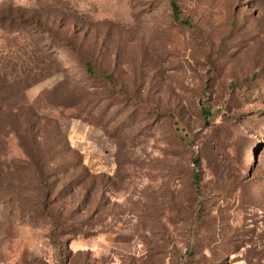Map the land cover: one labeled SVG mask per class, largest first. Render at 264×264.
Returning <instances> with one entry per match:
<instances>
[{"label":"rangeland","instance_id":"374dc122","mask_svg":"<svg viewBox=\"0 0 264 264\" xmlns=\"http://www.w3.org/2000/svg\"><path fill=\"white\" fill-rule=\"evenodd\" d=\"M0 264H264V0H0Z\"/></svg>","mask_w":264,"mask_h":264},{"label":"trees","instance_id":"16d2710c","mask_svg":"<svg viewBox=\"0 0 264 264\" xmlns=\"http://www.w3.org/2000/svg\"><path fill=\"white\" fill-rule=\"evenodd\" d=\"M172 6H173V9H174V17H175V19L180 21L178 6L176 5L175 2H172ZM92 74H94V73H92ZM201 114H202V116H203V118L205 120V124L206 125H210V120L209 119H210V116H211V110L208 107H206L203 102L201 103ZM193 162L195 163L196 168L200 166L199 159L194 158ZM193 179H194V182L197 184L198 181H199V173H198L197 170L193 174Z\"/></svg>","mask_w":264,"mask_h":264}]
</instances>
